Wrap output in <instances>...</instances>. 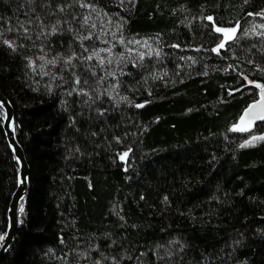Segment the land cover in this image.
<instances>
[{
  "label": "trees",
  "instance_id": "16d2710c",
  "mask_svg": "<svg viewBox=\"0 0 264 264\" xmlns=\"http://www.w3.org/2000/svg\"><path fill=\"white\" fill-rule=\"evenodd\" d=\"M260 13L264 0H0V91L30 168L0 264H264V140L241 147L264 121L233 130L259 99L248 81L264 84ZM237 24L212 51L214 27ZM4 122L0 107V248L20 174Z\"/></svg>",
  "mask_w": 264,
  "mask_h": 264
},
{
  "label": "water",
  "instance_id": "95a60500",
  "mask_svg": "<svg viewBox=\"0 0 264 264\" xmlns=\"http://www.w3.org/2000/svg\"><path fill=\"white\" fill-rule=\"evenodd\" d=\"M0 107L5 111L4 130L7 141L13 150L20 166L19 183L9 208V227L0 248V262L5 258L15 240L19 227L20 204L25 200L28 192L30 168L24 151L17 142L14 110L9 100L0 91Z\"/></svg>",
  "mask_w": 264,
  "mask_h": 264
},
{
  "label": "snow or ice",
  "instance_id": "6c2138e0",
  "mask_svg": "<svg viewBox=\"0 0 264 264\" xmlns=\"http://www.w3.org/2000/svg\"><path fill=\"white\" fill-rule=\"evenodd\" d=\"M84 6V5H82ZM87 7H92L91 5H87ZM61 11H63V8H61ZM251 15V13L249 14ZM259 15H264V13H260ZM88 19L89 17H84V22L87 23L88 22ZM207 20L209 21H212L213 24L215 25V21L213 19L212 16H208L206 17ZM92 28H95L96 25L95 24H92L91 25ZM214 32L217 33V34H220V42L217 44V46L215 48L212 49V51L216 52L217 54H219L220 50L221 49H225L226 47V44L229 42V41H233L236 39V33L237 31L239 30V25L237 24L235 27H231V28H225V27H219V26H216L214 27ZM27 31V30H25ZM53 31H55V28L53 29ZM104 35H107V33H104ZM113 35H115L113 33ZM261 35H264V33H262ZM99 38V37H98ZM82 39H91V35L89 36H86V37H83ZM104 43H108V41H103ZM121 44L124 43V40L123 38L121 37L120 41H119ZM3 43L7 44L9 47H13L12 43L10 41H3ZM136 43H139V41H136ZM85 51H87V49H85ZM100 51H106V52H110L111 49H101ZM93 55L95 56H99V54L97 52H94ZM93 55H89L87 57H85L84 59L86 60H91L93 59ZM157 55H159V53H157ZM76 58L75 56L73 57H69L65 63L66 64H70L72 59ZM140 58L142 59L143 58V53L140 54ZM41 59H44V57H41ZM48 63L50 64H55L56 63V60L53 59L51 61H48ZM100 63L103 64L104 61L103 59L101 58L100 59ZM109 63H111V61L109 60ZM47 75V73H45ZM113 75H115L113 73ZM245 79L247 80V77H245ZM76 83L78 84L79 83V79L77 78L76 79ZM248 84H252L254 85L257 89H260V93H259V96H260V99L258 102L256 103H253L252 105H250L247 110L245 111V113L243 114V116L241 117V120L239 122L238 125L234 126V129L233 130H237V131H241V132H244V131H249L250 130V127H241L240 125L244 124L245 123V118L246 117H250V119L247 121V123L249 125H252L255 123V121L259 120V121H264V84H259V83H255L254 81H248ZM239 90V89H238ZM231 94V93H230ZM136 107H143V105H136ZM256 140H264V136H252L250 140H248L246 142L245 145H241V147H245L247 145H250L252 144L254 141ZM128 154L127 153H124L123 156L121 157L123 159V157L127 156ZM21 211H22V208H21ZM3 237L0 236V240H2Z\"/></svg>",
  "mask_w": 264,
  "mask_h": 264
},
{
  "label": "rangeland",
  "instance_id": "374dc122",
  "mask_svg": "<svg viewBox=\"0 0 264 264\" xmlns=\"http://www.w3.org/2000/svg\"><path fill=\"white\" fill-rule=\"evenodd\" d=\"M261 26L258 24L257 26H255V28H253L250 32H248V34H250V35H255V34H258L259 32H260V30H261ZM238 32V31H237ZM237 35H238V33H236V37H237ZM41 57H44V59H41ZM38 60L36 61V63H39L40 65H44V64H46V63H48V61H50V59H49V57H48V55L47 54H40L38 57ZM259 99H260V96H259ZM259 99H258V101H259ZM257 101V102H258ZM256 103V102H255ZM247 110V109H246ZM245 110V111H246ZM245 113V112H244ZM243 113V114H244ZM243 116V115H242ZM241 116V117H242ZM250 119V117H246L245 118V123L244 124H242V125H240L241 127H250V130L255 126V124L259 121V120H257V121H255V123L254 124H252V125H249L248 123H247V121ZM240 120H241V118L233 125V129H234V126H236V125H238L239 124V122H240ZM249 130V131H250ZM235 131H237V130H235ZM249 131H244V132H249ZM239 132H241V131H239Z\"/></svg>",
  "mask_w": 264,
  "mask_h": 264
}]
</instances>
